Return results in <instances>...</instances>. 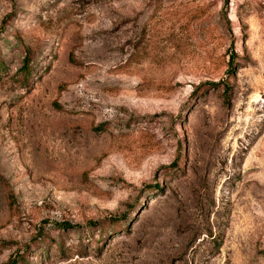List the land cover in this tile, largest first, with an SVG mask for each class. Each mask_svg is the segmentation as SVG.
<instances>
[{
    "label": "rangeland",
    "instance_id": "1",
    "mask_svg": "<svg viewBox=\"0 0 264 264\" xmlns=\"http://www.w3.org/2000/svg\"><path fill=\"white\" fill-rule=\"evenodd\" d=\"M264 264V0H0V264Z\"/></svg>",
    "mask_w": 264,
    "mask_h": 264
},
{
    "label": "trees",
    "instance_id": "2",
    "mask_svg": "<svg viewBox=\"0 0 264 264\" xmlns=\"http://www.w3.org/2000/svg\"><path fill=\"white\" fill-rule=\"evenodd\" d=\"M12 264H15L14 262Z\"/></svg>",
    "mask_w": 264,
    "mask_h": 264
}]
</instances>
